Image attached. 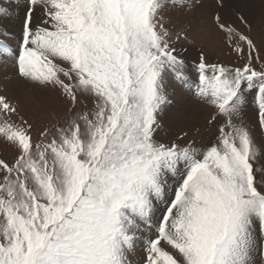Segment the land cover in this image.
<instances>
[{
    "label": "snow or ice",
    "instance_id": "6c2138e0",
    "mask_svg": "<svg viewBox=\"0 0 264 264\" xmlns=\"http://www.w3.org/2000/svg\"><path fill=\"white\" fill-rule=\"evenodd\" d=\"M7 2L0 64L34 105L54 91L69 107L37 127L0 95V142L15 152L0 159V264H132L145 233L141 264H264V53L248 19L245 33L212 14L229 67L177 47L189 32L166 13L200 0H23L22 14ZM189 73L215 139L165 143L157 133L182 108L169 82Z\"/></svg>",
    "mask_w": 264,
    "mask_h": 264
},
{
    "label": "rangeland",
    "instance_id": "374dc122",
    "mask_svg": "<svg viewBox=\"0 0 264 264\" xmlns=\"http://www.w3.org/2000/svg\"><path fill=\"white\" fill-rule=\"evenodd\" d=\"M3 1V0H2ZM23 2V0H19ZM18 1V2H19ZM24 5V4H23ZM17 7V4L14 5ZM19 7V6H18ZM204 11L207 15V23L210 27L211 24V17L212 14L215 12H219L222 18L226 21H229L236 27L238 30L244 31L248 33V28L246 25L242 24L238 19V14H242L244 17L248 19V21L252 25L251 30V38L256 43V45L261 49L262 53H264V7L255 8L251 2L246 0H223V7L220 8L217 5V0H212L211 5L202 6ZM22 9V7L20 8ZM259 10V17L258 11ZM24 10V8H23ZM21 14V10L19 11ZM19 20L15 21L16 28L14 29L15 34L16 31L19 30ZM173 30H180L176 28V24L172 21ZM209 27L202 28L203 30H208ZM202 33V32H201ZM215 33V37L217 38L218 42L215 45H208L204 41H194L193 39H188V41L178 42L177 47H183L187 49L184 53L185 59L189 61L191 64L192 62L196 61L198 58V53L203 50L205 55L208 57L209 62H219L223 63L226 66L231 67L234 63V56L228 54L226 48L224 47L219 34ZM204 37H200L202 40ZM13 47H15V41H13ZM210 46V47H208ZM6 68H11L12 72L9 74L0 73V94L4 95L5 91L3 85L7 82L9 83H17L19 80L16 75L14 74V66L11 62L6 64ZM10 69V70H11ZM193 74L189 73V77ZM11 81V82H10ZM169 82V85L173 84ZM189 83V82H188ZM190 84V83H189ZM191 85V84H190ZM193 90L183 88L182 86L173 87L176 92L179 94L183 93L184 98H186L189 102L192 101L191 99L195 100L203 107V115L200 117H191L192 114L185 116L180 113H173L169 115V119L164 121V127L158 131L157 139L168 143L173 140H176L177 137H184V139L177 141L181 144H186L191 141H195L196 145L201 144H208L215 139L216 135V128L213 125H209L208 121L211 119L212 115L214 114V109L210 104L204 103L201 100L195 97V84L192 83ZM181 92H180V91ZM4 91V92H3ZM190 91V92H189ZM2 92V93H1ZM186 93V94H185ZM17 97L15 95L13 98ZM30 98L25 95H20L19 98L22 99ZM10 98V97H9ZM24 104H26L29 109L27 111H21V115H23L26 119H29L37 127H42L50 123L51 118L53 115L56 117H63L66 115V110L69 107V104L64 99H58L57 93L54 91H48L44 93L43 98V105L36 106L34 105L31 100H23ZM179 102L182 104L181 98H179ZM178 103V102H177ZM184 107V106H183ZM30 109H32L30 111ZM182 112V111H181ZM258 110L254 102V98L249 96L247 106L243 112V116L245 122L250 126H254L258 123ZM184 133H188L187 136H184ZM35 136V130H34ZM15 152L14 150L0 142V159L8 160L9 162L12 161L14 158ZM147 239V234H140L139 238L136 240L135 243V250L133 253L130 254V260L132 264H141L142 259L145 255L144 253V241Z\"/></svg>",
    "mask_w": 264,
    "mask_h": 264
},
{
    "label": "bare ground",
    "instance_id": "6f19581e",
    "mask_svg": "<svg viewBox=\"0 0 264 264\" xmlns=\"http://www.w3.org/2000/svg\"><path fill=\"white\" fill-rule=\"evenodd\" d=\"M18 1L19 0H11L10 6L13 9H18L19 11L21 10V12L23 13V11H24L23 8L25 7V5H23L24 4L23 2H21V1L18 2ZM246 1L251 2V4L255 8H257V6L264 7V0H246ZM0 2H3L5 4V6H9L7 0H3V1L0 0ZM211 3H212V0H200L199 5L197 7H195L190 12L170 10L166 13V15L171 19V21H173L176 24L177 29H185L186 31L189 32V39H193L194 41L198 40L201 42L204 41L205 43H208V45H214V44L216 45L218 40L215 37L214 31L202 29V28H205L206 26L209 27L208 23H207V15H206V12L204 11V9L202 8V6L211 5ZM16 4H17V7L14 6ZM21 7H22V9H20ZM256 11H258V17H259V10L256 9ZM16 33H17L16 35L18 36L19 30L16 31ZM200 37H204V38L202 40H200ZM208 47H210V46H208ZM10 69L6 68V65H4V64H0V73H2V74H5V73L8 74L9 73L10 74L12 72V69L11 70ZM14 74H15V68H14ZM188 82L191 85L188 83L187 86H182V87L190 89L191 86H193L191 77L189 78ZM171 86L177 87V85H175L174 83L169 85L170 91L173 90L171 88ZM3 88L5 91L4 95L10 97V99L13 98L15 95H17V97H19L22 94L25 96H28L27 86L20 80H17V83H14V84L7 82L5 85H3ZM191 89L193 90V87ZM183 93L184 92H181L179 94L178 92L175 91L174 95H172L170 97L175 104H179L182 106V108L179 112L176 110V108H173L170 111V114L180 113V114H183L185 116L192 114L191 117H194V118L202 116L203 115V112H202L203 107L200 106V104L193 99H191L192 101L189 102L186 98H184ZM42 98H44V93L42 94ZM179 98H181L182 104L179 102ZM21 100L22 101L23 100L30 101L31 99L23 97ZM27 109H29V107L26 104H24L23 110L27 111ZM31 110L32 109H30V111Z\"/></svg>",
    "mask_w": 264,
    "mask_h": 264
}]
</instances>
